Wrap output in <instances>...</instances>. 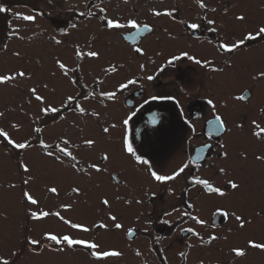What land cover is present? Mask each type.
Wrapping results in <instances>:
<instances>
[{
	"label": "flooded vegetation",
	"instance_id": "1",
	"mask_svg": "<svg viewBox=\"0 0 264 264\" xmlns=\"http://www.w3.org/2000/svg\"><path fill=\"white\" fill-rule=\"evenodd\" d=\"M203 2L209 9H217L215 17L210 11L207 13L209 19L217 20L216 32L208 31L209 26L200 20L205 12L197 6L196 0H128V3H124V0H103L102 3L101 0H51V3L49 0H0V7L8 9L7 12L0 13V52L5 51L3 63L0 64V75L12 74L4 70L11 60L8 50L12 51V61L14 59L12 69L18 71L20 57L13 53H20L26 32L30 33L29 36L36 34V79L41 87L40 94L47 93L49 102L57 107L71 95L86 112L95 111L102 117L97 120L63 110L57 114L55 122L51 116H41L36 127L44 129L40 135L47 143H55L56 138L62 135L73 142H82L86 138L96 139L98 144L94 150H74V154L85 166L87 163L97 162L101 151L109 153V171L92 175L100 180V189L114 191L116 201L114 200L111 213L119 216L118 222L123 225L122 229H116L112 221L105 222L108 229L94 228L97 233L95 238H75L96 242L100 245L96 251H120L123 253L121 257L97 261L89 255L91 250L79 246L63 253L55 251V246L49 247V242L41 237L44 232L70 235L63 222L57 228L46 224L37 227L36 239H41V246L36 253L75 258L81 264H264V253L248 250L247 257L235 259L230 252L232 247H245L248 239L264 242V216L260 215L264 209V163L255 160L257 154L264 152V141L251 136L253 119L262 122L261 127H264V115L260 113V109L264 107V80L259 84L255 80L247 81L236 90L233 87L234 74L244 71L251 61L246 55L252 50L264 48V41L246 42L244 47L230 55L216 50L217 42H234L241 38V33L246 28L264 22V0ZM255 2L263 9L257 5L254 8ZM92 4L98 7L92 8ZM99 7L106 8L108 18L117 19L123 24L132 19L141 27L149 25L153 31L140 33L135 41L126 40L125 36L135 34L134 29L125 27L108 30L98 18L84 19L75 15L78 11L90 9L98 17L101 15ZM225 9H228L227 15ZM166 10L174 11L175 17L151 15L152 11ZM36 12H43L44 15L36 16L34 22L18 19V16L35 15ZM233 12L245 13L249 18L248 24L233 23ZM187 22L200 23L201 27L196 32H190L185 27ZM72 23L77 24V29L71 28ZM63 31H67L69 35H62ZM53 36L64 43L56 46L52 41ZM90 42L92 50H98L101 58H85L77 65L74 46L79 45L82 50L87 51ZM5 44L6 50L3 48ZM137 46L142 48L145 55L132 51ZM182 52H187L202 62L212 61V64L201 67L186 57L175 61L173 65L167 64L168 59L181 55ZM56 58L70 68L80 67V71L74 74L78 79L77 85L70 84L55 69ZM110 63L115 64L118 71L106 75L103 68ZM141 64L145 66L143 72L139 67ZM212 67L222 68L223 71L212 72ZM255 70L257 71L252 73L253 76L264 71L263 64ZM147 75H153L155 79L149 82ZM69 76H73V73H69ZM129 79L136 83L117 92L114 100L100 97L101 92L116 91L120 83H126ZM98 80L102 83L98 84ZM45 82L50 89L55 88L54 95L42 90ZM93 90L95 94L85 100L84 94ZM162 94L165 98L151 99L153 96L161 97ZM244 94L250 97L247 101L232 99L235 95ZM167 96L172 99L166 98ZM209 98L217 104L216 111L224 118L230 131L219 135L210 131L208 122L213 119V110L206 103ZM146 100L148 103H145ZM7 105L8 97L0 91V111L6 112ZM39 107L41 105L38 104L36 114ZM133 112L135 115L125 128L122 120ZM59 116H64L65 119L60 120ZM108 123H117L118 127L111 130L110 135H104L101 129ZM236 124H242L243 129H237ZM8 125L5 118L0 119V127L8 129ZM19 133L10 132L17 140ZM125 134L137 154H142L154 168L164 173L191 162L182 176L171 182L174 195L155 188L153 190L158 192L157 198L149 201L143 195L149 183L143 167H133L119 153L120 141ZM32 141L34 145L37 143V134ZM220 144L227 146L229 159L224 160L218 155L224 151ZM33 148H36L37 192L45 194L46 186H56L59 193L64 194V199H67L72 195V186L78 185L81 191L95 187L96 184L87 182L84 176L75 175L69 169L45 160L41 150L35 146ZM0 149L6 156H10L8 148L0 146ZM241 154L246 155L247 159H243ZM198 155L202 158L197 159ZM8 158L10 164L14 162L17 165L16 160ZM220 167L226 168V175L219 173ZM110 175L118 176L119 184L112 182ZM193 178L209 180L214 186L221 187L227 193L226 197L208 195L202 187H193L188 183ZM230 178L241 183L239 191L232 192L227 186L226 182ZM136 198L143 199V205H137ZM125 200L131 201V206L125 204ZM187 203L194 205L193 209L187 211L205 221L203 226L189 218L180 217V213L186 210ZM174 208L179 211L173 212ZM217 209L235 212L252 223L247 224L244 229H238L234 217L225 220L214 215ZM166 211L172 212V215L165 216ZM164 220L169 223H163ZM186 227L193 228L204 240L211 235H216L219 239L211 245L201 246L200 239L191 233L185 235L181 232ZM129 228L135 233L131 239L126 235ZM14 244L13 247L20 246V242L14 241ZM189 244L192 245L191 248L188 247ZM137 251L141 253L140 256L136 255ZM181 252L186 254V258L181 257Z\"/></svg>",
	"mask_w": 264,
	"mask_h": 264
},
{
	"label": "snow or ice",
	"instance_id": "2",
	"mask_svg": "<svg viewBox=\"0 0 264 264\" xmlns=\"http://www.w3.org/2000/svg\"><path fill=\"white\" fill-rule=\"evenodd\" d=\"M51 3V0H49ZM103 0H101V3ZM124 3H128V0H124ZM197 6L205 12V15L200 17V20L202 22H206V24L209 26L208 31L216 32L217 28L215 27L217 24V20L215 18L209 19L207 16V13L210 11L213 14V17L217 15V9L211 8L209 9L207 5L203 2V0H196ZM92 8L98 7L96 4L91 5ZM8 9L5 7H0V13L7 12ZM98 12L101 14L97 17V13L91 11L90 9L87 11H78L75 13L77 18H84V19H92V18H98L103 22V27H105L108 30H119L123 29L125 27L134 29L135 34L132 36H125L124 39L126 40H132L135 41L136 36H138L140 33H151L153 29L145 24L142 27L137 23V21L129 19L126 24L121 23L117 19H111L108 18L106 15V8L99 7ZM225 15L228 13V9L224 10ZM44 15L43 12H36L35 15H23L18 16V19H22L24 21L28 22H34L36 16H42ZM50 15V13H49ZM152 16L155 17H175L174 11H152ZM232 22L239 25H246L249 22L248 16L243 12H233L232 14ZM184 23V22H182ZM72 29H77V24L72 23L71 25ZM185 27L190 32H196L200 29L201 24L196 22H187L185 24ZM17 31V30H13ZM64 36H68L69 33L67 31H63L61 33ZM52 41L56 46H60L64 43L61 39H57L55 36L52 37ZM264 41V22L258 23L253 25L251 28H246L241 33V38L235 40L231 43H225V42H217L216 44V50L218 52L226 53V54H233L240 50L242 47L245 46L246 42H259ZM209 43H212V41H209ZM4 50L7 49V45H3ZM74 56L75 60L77 61V65H79L80 61H83L85 58L88 60H99L101 58V53L98 50H92L91 42L89 43L88 50L84 51L80 48L79 45L74 46ZM132 51L138 55H145L144 51L140 47H135L132 49ZM14 56L20 57L19 52H14ZM182 57H186L188 60L192 61L194 64L199 65L201 67H207L212 64V61H204L202 62L200 59L195 58L192 55H189L187 52H182L181 55L173 56L171 59L167 60L168 65H173L175 61H178L182 59ZM54 66L55 69L59 72V74L67 78L68 82L72 85L78 84V79L75 78L74 74L80 71V67L77 66L75 68L68 67L61 59L56 58L54 60ZM230 67V65H228ZM141 72L144 71L145 66L141 64L140 66ZM118 71L117 66L115 64H109L107 67L103 68V73L106 75L116 73ZM163 71V69H161ZM212 72H220L223 71L222 68H211ZM69 73H73V76H69ZM53 75H56V72H53ZM32 77L31 75L24 71L19 70L15 71L12 74L9 75H0V85H7L11 81H23V80H30ZM147 81L152 82L155 77L153 75H147L146 76ZM253 80L259 82L264 80V71H260L258 75H254L252 77ZM97 83H102V81H97ZM136 83L135 80L129 79L126 83H120L119 87L116 89V91H106L101 92L100 97L102 99L107 100H114L117 96V92H121L124 89L128 88L129 85H132ZM42 90L45 92H48L50 94L55 93V88H49L48 83H43ZM29 93V101L28 103L31 104L32 101H36L41 107H39V111L36 114V116L33 118L32 123L35 124L41 116L43 117H49L51 116L53 118V121H56L57 114L61 113L63 110H69L75 113H78L81 117L90 116L97 120L101 119V114L97 113L95 111L92 112H86V110L80 106L78 102H76L75 97L69 95L67 98L62 101L61 106L57 107L53 103L46 100L45 96L39 94V90L36 86H32L28 88ZM95 94V90L92 92H88L84 94L83 98L87 100L89 96H93ZM157 98H165L164 94H162L161 97L153 96L151 99L155 100ZM166 98L172 99L171 96H167ZM249 95H235L232 97L235 101H247L249 99ZM145 103H148L146 100ZM206 103L209 105V107L213 110L212 115L213 119L208 122L210 131L215 132L216 134H220L223 132H228L230 129L226 126L224 118L216 111L217 104L214 102L212 98H209L206 100ZM261 115H264V107L260 109ZM135 115V112H133L131 115L127 116L122 120L123 126L126 128L129 120L132 118V116ZM6 117L5 111H0V119H4ZM60 120H64V116H59ZM262 122H258V120L253 119L251 121V128L253 129L251 131V136L255 137L258 141H264V127H261ZM118 127L117 123H108L107 126L102 127L101 131L104 135H110L111 130L116 129ZM190 127H192L190 125ZM235 127L237 129H243L242 124H236ZM10 130L12 132H19L21 130V125L16 122H9L8 129H5L4 127H0V146H3L5 148L9 149V154L13 155L15 157H21L22 154L30 149H32L34 146L38 147L41 150V155L45 160L51 161L53 165L67 168L69 169L73 174L78 176H88L89 179H91L92 173L96 174H103L107 173L109 171L108 165L110 163L111 157L109 153L104 150L101 151L97 156V162H90L87 163L85 166L81 163L80 159H78L77 155L74 154L75 151H79L81 149H87V150H94L98 144V141L94 138H86L83 139L82 142H73L70 138H66L65 136H60L56 138L55 143H47L45 140L41 137V133H43L44 129L42 127H33L32 132L37 134V143L34 145L33 141L29 138H23L21 140L14 139L12 134H10ZM81 131H83L81 129ZM194 131V127H193ZM208 148H211V145L207 146ZM220 148L224 149L221 153L218 155L224 159H229V152L227 150V146L225 144H220ZM203 151V150H201ZM119 153L121 157H124L133 165V167H143L144 174L148 180V187L144 190L143 195L147 197L149 201L157 198L158 192L154 191L153 188L157 190H163L167 192L169 195H174V192L172 188L170 187L171 182L177 181L178 178L182 176V174L185 172L186 169L189 168L190 163H183L180 166L176 167L174 170L170 171L169 173H164L160 170H157L154 168V166L150 163L149 159L143 158V155H138L137 151L133 148L132 144L129 142L128 136L125 134L122 136L120 141V149ZM243 159H247V156L244 154H241ZM199 155L197 156V159H201ZM255 160L259 161L261 163H264V152H261L260 154H257L255 156ZM17 168L22 173L21 175V183L25 186L29 185L30 183L34 182L36 180V177L32 174V169L30 168L29 164L26 163L23 159H17ZM103 165V167H101ZM219 173L222 175L227 174V170L225 167L219 168ZM110 180L114 183L119 184V177L116 175H110ZM189 184H191L193 187L200 186L202 187L203 191L208 195H215L218 197H226L227 193L221 188L214 186L209 180L207 179H201V178H193L188 181ZM227 186L232 190V192H237L241 188V183H239L236 179L230 178L227 180ZM168 186V187H164ZM16 187L15 184H10L9 188L14 189ZM46 192L52 196H59L60 193L56 186H46ZM191 189H186V191H190ZM71 193L75 196L79 197L82 195L81 189L78 185L71 187ZM22 199L26 201L29 205H39L40 201L33 197V195L30 194L29 191H23L22 192ZM119 199V197H117ZM100 203L105 208H110L111 204L110 201L105 198L100 201ZM125 204L128 206H131V201L125 200ZM135 203L137 205H143L144 201L141 198H136ZM63 208L64 211H68L71 209V204H63L60 206ZM194 205L192 203H187L186 210L184 212L180 213L181 218H189L192 221H194L196 224H199L203 226L205 224V221L201 220L198 216L192 215L187 209H193ZM179 209H173V212H177ZM165 216H171L172 212H165ZM214 215H219L225 220L229 219L230 217H234L237 228L238 229H244L247 224L252 223L251 220L246 221L242 215L236 214L235 212L229 213L227 210L223 209H217V212L214 213ZM260 215L264 216V209L261 210ZM26 219H31L33 222H40L44 221L49 216H54L57 219L61 220L65 225H68L71 229L80 231V232H90L92 229L79 223H73L67 219L64 218L60 214V212H52L47 210H39V211H33L26 208L25 211ZM107 219L109 221L113 222V226L116 229H122L123 225L118 222V217L111 212L108 213ZM163 223L168 224V220H164ZM92 228L96 229H108V224H106L103 219L99 223H94L92 225ZM181 232L185 235L191 233L192 236L197 237L201 241V246L205 245H211L213 241H216L219 239L216 235H211L208 237L207 240H204L202 237H200V234L196 231H194L191 227L182 228ZM127 237L129 239L133 238L135 233L132 228H129L126 233ZM42 240L49 242V247L55 246L54 250L57 252H65L70 251L74 249L75 247L79 246L82 249L85 250H91L89 252V255L94 258L97 261L104 260L106 258H117L121 257L123 255L122 252L116 251V250H104V251H96L100 248V245L93 241H87L83 239H74L72 236L68 234H62L57 235L52 232H44L41 237ZM41 239H27V245L31 246V250L33 252H36L37 249L41 246ZM159 242V237H157V243ZM63 245L64 247H61ZM189 248L192 247L191 244L188 245ZM248 250L257 251L259 253H264V242H259L255 239H248L246 241L245 247H232L230 249V252L232 256L235 259H243L247 257ZM39 254V253H37ZM12 255H15V253H12ZM137 256H140L141 253L139 251L136 252ZM182 258H186V254L184 252L180 253ZM0 264H15V261H10L8 258H5L3 256H0Z\"/></svg>",
	"mask_w": 264,
	"mask_h": 264
},
{
	"label": "rangeland",
	"instance_id": "3",
	"mask_svg": "<svg viewBox=\"0 0 264 264\" xmlns=\"http://www.w3.org/2000/svg\"><path fill=\"white\" fill-rule=\"evenodd\" d=\"M259 6V3L255 2L254 8ZM260 9H263L259 6ZM251 9V8H249ZM264 12V9H263ZM25 33V43L20 50L19 70H24L31 75V79L23 81H11L7 85H0V91H3V95L8 97V105L6 107L7 122H16L21 125L19 131V139L29 138L33 139L35 133L32 132V128L36 127V123L33 124L32 120L36 116V109L38 103L29 101L28 88L36 86L41 91L40 84L36 79V34ZM4 52H0V64L3 63ZM9 52V64L4 69L8 73H13L16 69H12V61L10 50ZM252 62L248 63L246 69L239 72L237 75L234 74L233 87L234 90L239 89L240 85L247 82L253 81L251 77L252 73L259 65L264 66V48L258 50H252L246 55ZM12 61V62H11ZM262 68V67H261ZM13 70V71H12ZM255 75V74H254ZM261 81L258 82V84ZM264 86V83H262ZM43 95V94H42ZM46 100L48 94L46 93ZM10 132H12L10 130ZM10 155V154H9ZM8 157H12L14 160L23 159L29 164L32 169V174L36 177V148H32L22 154L21 157H15L13 155L6 156L0 149V256L8 258L10 261H15V264H81L80 261L68 259L66 256H55L49 253L37 254L31 250V246L27 245V239H36V229L41 224H46L57 228V225L62 221L54 216H49L44 221L33 222L31 219H26L25 211L26 208L33 211H39L41 209L60 212L65 219L73 222L83 224L92 230L84 233L74 229H71L68 225H65L66 230L72 236V238L83 237L87 239H93L96 237V230L92 228L94 223L98 220L109 222L107 215L113 208L114 200L116 201L115 193L111 189H100L98 186L97 178L88 179V176H84L90 183L96 184L94 188L88 189V191H81L82 195L77 197L74 194L64 199V194L59 196H52L48 193L42 194L41 191H36V180L29 185L25 186L21 183L22 173L18 170L17 165L13 162L10 164ZM11 158V159H12ZM8 160V162H7ZM13 161V160H12ZM79 177H76V180ZM15 184L14 189H10L9 185ZM29 191L34 198L40 201L39 205H29L22 199V192ZM107 198L110 201L111 207L105 208L100 201ZM63 204H71L72 207L68 211H64L60 206ZM119 217V216H117ZM106 220V221H105ZM101 234V233H100ZM15 243L20 242V246L13 247ZM15 253V255H12ZM73 260V262H72ZM106 264V263H105Z\"/></svg>",
	"mask_w": 264,
	"mask_h": 264
}]
</instances>
